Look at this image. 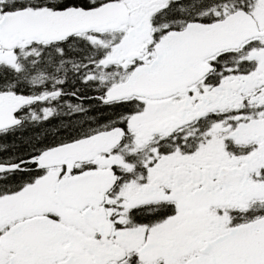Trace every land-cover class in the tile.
Masks as SVG:
<instances>
[{
	"label": "snow or ice",
	"instance_id": "1",
	"mask_svg": "<svg viewBox=\"0 0 264 264\" xmlns=\"http://www.w3.org/2000/svg\"><path fill=\"white\" fill-rule=\"evenodd\" d=\"M0 264H264V0H0Z\"/></svg>",
	"mask_w": 264,
	"mask_h": 264
}]
</instances>
